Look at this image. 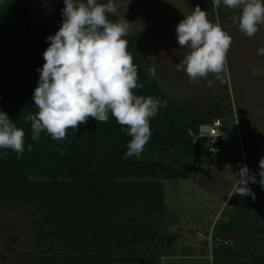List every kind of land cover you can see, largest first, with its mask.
<instances>
[{
  "label": "rangeland",
  "instance_id": "1",
  "mask_svg": "<svg viewBox=\"0 0 264 264\" xmlns=\"http://www.w3.org/2000/svg\"><path fill=\"white\" fill-rule=\"evenodd\" d=\"M51 3L52 0H39L45 14L53 13L49 9ZM114 3L117 6L114 16L130 22L129 37L146 73L156 82L162 101L173 110L185 112V120H200L201 124L220 120L224 126L225 153L222 159L197 158L188 149L162 150L145 145L139 158L135 155L128 158L133 172L148 173L152 167L160 178L165 177L146 178L161 182L163 209L136 218L145 233L149 229L147 233L157 232L156 237L127 250L119 244L123 240L121 234L98 233L99 238H107L111 247L117 243L119 246L110 247L109 253L103 254L107 260L92 264H255L256 248L264 261V246H256L260 234H228L218 230L219 223H226L238 214L252 223L264 224V204L257 203L264 202V187L249 182L247 186L256 194L255 200L233 191L238 181L234 174L240 166L246 164L259 180V161L264 158V55L258 54V49L264 47V24L258 26L255 36L247 37L238 23L233 22L241 14L240 9H230L223 2L218 9L213 8L211 0H114ZM197 5L208 11V19L213 23L218 15L221 26L232 36L228 71L222 81L209 74L207 79L192 82L184 70L176 71V65L190 53L188 47L177 43L176 27ZM153 67L155 75H150ZM209 80L213 81L211 86ZM142 172L128 180L141 181ZM172 175H179L180 179L166 178ZM24 190L13 193L11 183L0 179V264H68V258L77 254L72 243L79 227L95 226V217L91 216L89 224L84 209L77 206L66 209V204L49 211L48 205L47 208L39 205ZM51 212L55 218L64 217L65 224L46 217ZM204 242H208V248L200 256ZM217 249L218 258L214 255Z\"/></svg>",
  "mask_w": 264,
  "mask_h": 264
},
{
  "label": "trees",
  "instance_id": "2",
  "mask_svg": "<svg viewBox=\"0 0 264 264\" xmlns=\"http://www.w3.org/2000/svg\"><path fill=\"white\" fill-rule=\"evenodd\" d=\"M83 2L86 3V0ZM97 2L100 3L99 0ZM65 6L64 0H52L49 9L53 13L45 14L46 10L39 0H0V111L7 113L12 122L25 132V150L19 159L13 150L0 149V179L11 183L13 193L28 188L25 193L37 199V203L44 208L48 205L49 211L51 207L66 204V209L70 206L84 209L89 224L91 216L95 217V226L79 227L76 240L72 243L77 248V254L67 260L68 264H92L107 260L103 254H108L111 247L107 238H99L98 233L114 231L121 234L123 240L119 244L127 250L154 240L157 232L147 233L148 229L145 233L136 218L163 209L161 182L154 180L165 177L160 178L152 167L148 173L141 170L133 172L130 161L124 158L132 138L127 134V126L120 125L111 113L107 123H98L95 118L89 117L87 123H82L78 129H67L66 137L61 140L52 139L46 131L40 133L38 140L32 139V122L26 117L39 111L33 100L41 74L38 69H42L45 63L43 53L50 44L47 37L55 35L62 26ZM108 19L118 21L113 14H108ZM123 38L128 41L127 50L138 70L137 83L143 84L142 88L133 89L134 94L145 98L153 96L163 104L157 84L146 73L133 39L129 34ZM185 116L183 111L160 107L158 113L150 118L151 137L146 146L162 150L188 149L197 158L222 159L225 153L224 134L222 152L213 156L206 139L195 143L189 135V131H196L203 125L202 122L185 120ZM28 145L32 146L31 151H28ZM5 152L7 155H2ZM138 172L143 173L144 179L137 182L128 180ZM39 178L48 181H33ZM166 178L180 179V176ZM262 196L264 198V189ZM257 203L264 204L263 201ZM53 214L51 212L46 217L54 218L60 224L64 221L65 224L64 217L55 218ZM243 217V214L230 217L228 222L218 224V230L228 234H260L256 246H264V224L252 223ZM118 246V243L112 245L115 248ZM220 247L228 248L225 245ZM255 251L258 258L254 263L264 264L259 249ZM219 254L218 249L214 251L216 258Z\"/></svg>",
  "mask_w": 264,
  "mask_h": 264
},
{
  "label": "clouds",
  "instance_id": "3",
  "mask_svg": "<svg viewBox=\"0 0 264 264\" xmlns=\"http://www.w3.org/2000/svg\"><path fill=\"white\" fill-rule=\"evenodd\" d=\"M223 5L240 9L234 17L239 30L247 37H253L264 24V0H211V7ZM65 8L62 26L55 35H50L48 48L44 51L45 63L38 86L34 90L36 114H29L32 139L38 140L46 131L54 140L66 137L67 129L87 123L89 117L98 123H107L109 113L122 125L132 138L127 144L124 158H139L151 137L150 118L159 108L166 106L153 96H139L133 89L138 84V70L128 52V41L124 39L129 31V21L120 18L112 22L108 14L115 15L114 0L98 3L97 0H64ZM177 43L188 47L190 53L176 65V71L184 70L192 82L207 79L209 74L216 80H223L228 71L227 54L232 36L219 22L208 19V11L197 5L194 11L179 22L176 27ZM264 55V47L258 49ZM155 75V67L150 69ZM213 83L208 81L209 86ZM25 132L12 122L7 113L0 111V149H11L17 158L24 153ZM32 146L28 145V151ZM7 155V153H2ZM259 181L248 166L242 165L236 175L237 185L233 191L241 196L256 194L247 185L259 183L264 187V158L259 161Z\"/></svg>",
  "mask_w": 264,
  "mask_h": 264
},
{
  "label": "built area",
  "instance_id": "4",
  "mask_svg": "<svg viewBox=\"0 0 264 264\" xmlns=\"http://www.w3.org/2000/svg\"><path fill=\"white\" fill-rule=\"evenodd\" d=\"M223 123L215 120L212 123L200 125L196 131H189V135L196 143L199 139H206L209 151L213 156L222 152Z\"/></svg>",
  "mask_w": 264,
  "mask_h": 264
},
{
  "label": "water",
  "instance_id": "5",
  "mask_svg": "<svg viewBox=\"0 0 264 264\" xmlns=\"http://www.w3.org/2000/svg\"><path fill=\"white\" fill-rule=\"evenodd\" d=\"M218 241H220V240L218 239ZM220 242H222V241H220ZM223 242L227 243V241H223ZM207 248H208V242H204V243L201 245V248H200V256L205 255V253H206V249H207Z\"/></svg>",
  "mask_w": 264,
  "mask_h": 264
}]
</instances>
